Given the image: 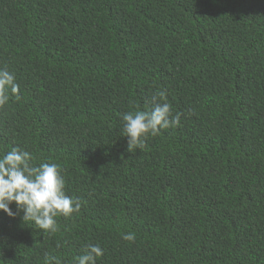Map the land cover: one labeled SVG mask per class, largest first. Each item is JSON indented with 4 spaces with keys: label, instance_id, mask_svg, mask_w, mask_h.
Returning <instances> with one entry per match:
<instances>
[{
    "label": "trees",
    "instance_id": "16d2710c",
    "mask_svg": "<svg viewBox=\"0 0 264 264\" xmlns=\"http://www.w3.org/2000/svg\"><path fill=\"white\" fill-rule=\"evenodd\" d=\"M0 70V159L82 201L54 235L0 212V264H264V0H0ZM157 92L180 127L130 153L122 117Z\"/></svg>",
    "mask_w": 264,
    "mask_h": 264
},
{
    "label": "clouds",
    "instance_id": "9594fccd",
    "mask_svg": "<svg viewBox=\"0 0 264 264\" xmlns=\"http://www.w3.org/2000/svg\"><path fill=\"white\" fill-rule=\"evenodd\" d=\"M12 96L17 101L21 98L16 77L7 70H0V109ZM149 103L151 110L122 117V135L128 139L130 153L142 150L149 136L156 137L162 131L180 127V115L173 117L165 92L154 94ZM31 160V155L19 148H13L0 159V212L13 219L23 212L25 224H34L44 234L54 235L59 230L56 218L79 214L82 201L65 194L66 184L58 165L44 163L37 167L30 163ZM12 204L17 206L16 213L10 208ZM122 238L129 243L136 239L134 234H125ZM83 251L84 255L77 257L75 264H96V260L104 255L99 246L88 245ZM45 264H60V261L48 257Z\"/></svg>",
    "mask_w": 264,
    "mask_h": 264
}]
</instances>
